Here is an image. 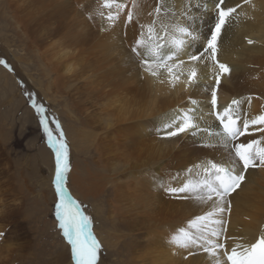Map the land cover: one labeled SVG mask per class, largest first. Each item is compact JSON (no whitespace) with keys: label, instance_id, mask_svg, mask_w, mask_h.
Listing matches in <instances>:
<instances>
[{"label":"bare ground","instance_id":"1","mask_svg":"<svg viewBox=\"0 0 264 264\" xmlns=\"http://www.w3.org/2000/svg\"><path fill=\"white\" fill-rule=\"evenodd\" d=\"M58 1L60 2L58 5L64 8L70 6L61 0ZM121 2L130 5V1L127 0ZM198 2L203 3L205 0H167L172 9L162 14L161 18L168 24H173L180 18L182 24H186L185 26L197 34L204 26L200 19L196 21L189 17L194 12L202 10L201 6H195ZM226 3L232 7L237 4L242 6L237 9L239 17L235 16L236 21L229 20L218 43L220 49L217 59L232 70L230 75L221 78L218 110L222 111L233 99H238L241 101V114L252 118L264 113L263 100L251 94V89L264 87V82L251 81L252 77L260 72L259 69H255V65L264 64V46L261 45V41L264 42V0H251L249 4H244L243 0H226ZM78 6L73 9L66 8L68 11L64 14L65 18L63 17L58 24L52 20V16L48 20L46 18L41 20L42 29L45 28L44 24L49 28L57 24L56 30L60 28L63 31L58 32L60 37L58 40L53 42L49 40L51 43L44 46L43 52L39 49V55L43 58L41 61L53 68L56 80L63 75L64 92L68 98L72 91L79 95L85 91L84 94L92 97L88 108L78 110L77 113L84 115L83 117L81 115V119L78 117L79 114L76 116L77 113L70 114L72 118L77 119L78 126L75 131L79 136L89 131L87 136L94 138L99 144L96 146L103 147L102 151L109 147L116 151L114 159L111 158L112 161L108 160L107 155L102 154L103 157L99 158L102 165L94 170L86 167L82 171L83 177H77L80 179L77 192L81 195H84L85 191L92 193L97 206L100 208L103 204L107 211L108 217L104 219L109 224L108 227L114 229L116 240L112 233H109L114 239V242L108 244L111 253L104 254L101 250L99 264H109L108 256H117L121 264H213V259L199 248L193 247L188 250L169 244L171 234L178 228L186 226L190 219L210 210L211 202L200 203L193 194L178 193L173 196L161 187V184L178 187L188 180L197 179L194 165L198 164L200 159L202 162L207 159L223 161L228 157V153L220 147L214 149L204 147L207 137L203 132L166 139L165 131L161 128L162 118L166 115L190 109L194 110L191 114L200 128H208L210 121L214 127L209 129L218 127V123L214 122L215 116L208 111L209 107L212 109L210 92L214 84L212 62L207 59L202 62L189 61V53L196 54L203 48L191 43L193 46L187 45L178 57L185 61L180 81L175 87L166 80L160 83L157 78L144 71L140 58L132 51L135 41L140 38V33L132 35L137 31L132 23L126 22L127 9L121 13L120 20L114 26L109 27L107 21L98 16V21L95 23L93 20L94 23H90L91 27L88 25L90 28L87 29L86 20L91 19H86L84 16L87 12L83 11L90 8L82 11ZM145 8L143 10H147ZM209 8L214 9V4ZM72 10L75 12H71ZM104 11L106 13L108 10ZM42 14L45 17V13ZM38 21L40 20L32 23L40 24ZM249 37L256 39L253 45L248 44ZM140 51L143 52V49ZM253 54L257 63L252 61ZM37 58L40 59L38 56ZM121 62L127 66L118 68ZM192 68L197 72L195 85L187 83V76ZM127 69L129 72L126 73ZM0 74L7 86L13 89L15 85L11 74L2 68ZM263 95L261 99H264ZM193 100L196 101L195 104L192 103ZM256 127L260 126L250 128L251 135L241 137L240 140L260 139L264 136V133L255 130ZM106 140L107 143H104ZM188 169L193 171L190 173ZM101 196L103 199L99 198ZM97 198L101 201L99 202ZM229 200L230 212H225L219 217L223 220L226 217V236L239 230V233L246 236L244 244L254 242L264 231V169H250L246 173L242 187L233 193ZM103 226L102 223L101 228ZM234 244L230 241L227 247L230 249ZM7 247L5 251L1 248L0 264H3L4 252H10L13 244L9 243ZM5 256L7 257L8 253ZM67 259L63 257L62 264H72V261Z\"/></svg>","mask_w":264,"mask_h":264},{"label":"rangeland","instance_id":"2","mask_svg":"<svg viewBox=\"0 0 264 264\" xmlns=\"http://www.w3.org/2000/svg\"><path fill=\"white\" fill-rule=\"evenodd\" d=\"M69 1L70 0L63 2V0H61L62 3L70 4V6H65L64 8V6L58 5V3H60L58 0H38L34 2L31 0H0V59L5 60L11 68V71L3 65H0V68L11 74L14 80L13 84L15 85L13 89H10L6 81H4V77L0 74V234H2L0 235V251L1 248L5 251L9 243L13 244V249L10 252H4L3 264H62L63 257L72 261L70 246L67 245L66 241L63 239L55 216V206L59 201V198L55 194L54 185L55 154L48 146L47 136L43 131V126L39 123V117L35 109L32 107L30 96L46 109L45 115L54 137L59 136L55 123V121H59L61 129L64 132V138L69 147V159L71 164V171L68 173L65 187L72 199L79 204L83 214L91 218V229L102 244V252L104 254L109 253L111 247L108 248V244L114 242L113 238L116 240L113 233L114 229L108 227L109 224H107L104 219L108 217L104 205L102 204L99 208L97 206V201H94L92 193L85 191L87 195L85 193L81 195L77 192V186L80 182V179H77V177H83V169L86 167L88 169L91 168V170L96 169L97 166L102 165L99 162V158L101 159L104 155H107L108 160L112 161L111 158L115 157L116 151L112 150L110 147L102 151L103 147L96 146L99 144L94 141V138L87 136L89 131L79 136L75 131L78 126L77 119L72 118L70 114L75 115L79 109L84 110L88 108L92 101V97L84 94L85 91L82 95L75 94V92L72 91L71 96L68 98L64 92L63 75L60 79L56 80V74L53 72V68L48 66L46 62L41 61L43 58L39 55L40 50L43 52L44 50L42 51V49L48 44L60 38L58 34L63 30L60 28L56 30V26L58 22L65 18L64 14L68 11L69 7L73 9L80 5L78 8L82 11L90 8L87 11H83L88 13H85L84 17H87L86 19L89 18L90 13L92 14V19L86 20L87 24L85 25H87V29L94 23L92 22L93 20L96 23L98 19L101 18L100 16L97 18L98 16L94 13L96 8L100 5V2H98L99 0H81V2L79 0ZM209 1L211 0H205V2H203L204 4L201 2L195 4V6L200 4L202 10L191 14V18L196 21L200 19L204 28H200L199 34L197 33L200 35V40L190 41L188 46L196 45L204 47L203 44L205 45L206 43L205 37L207 33H209V29L214 26L215 19L213 17L216 12L215 9H211L209 6L215 4L217 0ZM93 3H96L97 6ZM156 3L157 0H138V4L140 5L138 9H136L137 15L132 23L137 32L133 33V36L136 33H141V24H146V22L150 23L152 21L153 17L149 16L148 12L153 11L156 7ZM55 4L56 6H60V8L58 6L56 7ZM89 4H91V7ZM205 5L206 9L204 7ZM36 7L38 9H36ZM83 7L85 8L83 9ZM145 7L147 10H143ZM192 7H194V5ZM58 9H62V11ZM71 12L75 11L72 10ZM140 12L144 13L142 15H145V17H143ZM42 13H45V17H43ZM53 13H55L54 16L56 14L58 15L54 17ZM35 16L38 18L34 19L33 17ZM51 16L52 20L54 19L57 24L50 28L44 24L45 28L42 29L41 20H44V18L48 20ZM238 17L239 15L236 16V18ZM236 18L234 16L235 20L230 19V21H236ZM178 19L175 20L174 23L186 25L182 24L180 18ZM37 20H40L38 21L40 24L32 23V21L37 22ZM56 36H58V38ZM249 39L252 40L253 43L256 41V39L250 37ZM253 43L248 44L253 45ZM261 45L264 46L263 41H261ZM219 49L220 48H218V50ZM198 52L199 51H197V53ZM254 55L255 54H253L251 58L252 61L256 62ZM37 56L40 59H38ZM235 58H237V56ZM252 61L250 62L252 63ZM119 65L118 68L127 66L124 62H121ZM255 67V69H259L260 72L252 77V83H254V81L255 83L257 81H259V83L264 82V64L257 63ZM127 72H129V69L126 70V73ZM258 88L259 86L255 89H251V94L253 97L255 96L261 101L263 100L264 103V99L260 98L263 95L264 87L259 88L260 90ZM253 92H255V95H253ZM208 111L212 113L213 110L209 107ZM78 114L79 113H77L76 116ZM81 115L82 114H79L78 117L80 118ZM83 116L84 115H82V117ZM206 119H208V116ZM210 122L208 123V128H213L214 126H211L212 121ZM214 122L219 123L218 121ZM104 143H107V140ZM104 143L103 145L106 146ZM109 150L113 152L111 153ZM166 159L167 157L165 156L164 160ZM200 160H198V163L202 162V159ZM122 176L124 175L122 174ZM73 181L75 185L72 183ZM73 189L76 191H73ZM99 198L103 199L102 196ZM97 200L99 202L101 201L98 198ZM225 222L227 223V221ZM102 223L104 224L103 228H101ZM226 225L224 226L226 227ZM100 228L101 230H99ZM110 232L113 238L109 234ZM239 232V230L238 232L236 230L234 233L230 232L227 234V237H229L227 245L230 241L242 244L246 242V236ZM112 249H114V247H112ZM7 253L8 256L6 257L5 255ZM107 258L109 264H121L117 256H108ZM72 264H74L73 261Z\"/></svg>","mask_w":264,"mask_h":264},{"label":"snow or ice","instance_id":"3","mask_svg":"<svg viewBox=\"0 0 264 264\" xmlns=\"http://www.w3.org/2000/svg\"><path fill=\"white\" fill-rule=\"evenodd\" d=\"M250 2L251 0H243L244 4ZM241 6L237 4L232 7L227 5L226 0H217L214 4L215 23L205 37L204 47L196 54H188L189 61L202 62L207 59L214 66V84L210 89L213 110L211 114L219 122L218 127L216 129L200 128L191 114L194 111L192 109L168 114L162 118L161 122L166 139L179 137L182 134L197 135L203 132L207 137L204 147L213 149L220 147L228 153L226 160L207 159L194 165L197 170L195 180H188L178 187L161 184L164 191L170 195L193 194L200 203L211 202L210 210L190 219L186 226L178 228L171 234L169 244L188 250L193 247L199 248L213 259V264H264V231L254 242L235 243L229 249L227 247L229 237L226 236L227 229L224 226L226 222L219 218L221 214L230 212L229 197L242 187L246 173L250 169H264V136L260 139L240 140L241 137L251 135L250 128L254 126H260L255 130L264 133V113L252 118L242 115L241 101L238 99H233L222 111L218 110L221 78L230 75L232 71L227 64L217 59L218 43L222 31L229 20L238 15L237 9ZM138 7V0H130V5L121 0H100L95 15L105 19L108 26L112 27L120 20L121 13L127 9L126 22L131 24L137 15ZM204 7L206 9V5ZM104 9L108 11L105 13ZM171 9L172 5L167 3V0H157L156 7L148 13L153 19L150 23L140 25V38L135 41L132 51L140 58V63L148 75L157 78L160 83L166 80L175 87L180 81V76L183 75L185 63L178 57L190 41H199L200 35L194 34L188 26L166 23L161 18L162 14ZM182 14L187 15V13ZM89 19H92L91 13ZM248 43L252 44L253 41L249 40ZM140 49H143V52ZM0 65L11 71L5 60L0 59ZM187 83L190 85L197 83L195 68L189 71ZM30 100L47 136L48 146L55 154L54 185L55 194L59 198L55 206V216L62 237L70 246L71 259L74 264H99L102 244L92 232L91 218L83 214L79 204L72 199L65 187L71 164L64 132L59 121H55L59 136L54 137L45 115L46 109L31 96ZM248 102H251V97L248 98ZM192 103L195 104L196 101L193 100ZM188 171L191 173L193 169Z\"/></svg>","mask_w":264,"mask_h":264}]
</instances>
